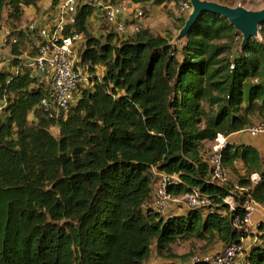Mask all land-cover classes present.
Listing matches in <instances>:
<instances>
[{"label": "trees", "instance_id": "trees-1", "mask_svg": "<svg viewBox=\"0 0 264 264\" xmlns=\"http://www.w3.org/2000/svg\"><path fill=\"white\" fill-rule=\"evenodd\" d=\"M48 1L0 0V29L7 21L18 40L9 70L0 71V264H147L153 244L162 264H190L174 244L240 245L247 237L234 219L244 210L238 201L231 212L224 199L257 172L252 195L264 204V160L251 145L228 144L223 163L235 180L220 185L206 147L256 120L264 124V25L262 39L244 50H234L239 33L230 22L211 13L180 44L143 23L125 40L100 38L89 28L94 10L82 8L75 28L84 37L78 56L89 87L55 119L41 106L48 85L20 60L32 51L31 33L19 26L25 8ZM106 1H128L147 17L148 4L188 0ZM157 172L179 176L175 197L197 190L212 205L180 204L183 215L163 218L152 208ZM245 253V264H264V234Z\"/></svg>", "mask_w": 264, "mask_h": 264}, {"label": "built area", "instance_id": "built-area-1", "mask_svg": "<svg viewBox=\"0 0 264 264\" xmlns=\"http://www.w3.org/2000/svg\"><path fill=\"white\" fill-rule=\"evenodd\" d=\"M238 7H241V0ZM47 8L40 19L33 20L27 27L26 33H31V50L20 57L23 65L29 69L30 77L40 85H48L50 96L42 102V108L51 118L61 119L76 102L79 88L88 83L91 75L83 70L79 64V47L83 44V34L76 31L80 9L94 10L100 14L104 23L115 30L120 39L125 40L142 29L145 11L141 7L131 5H113L106 0H49ZM128 7L131 15L128 22L119 20L122 11ZM193 11L190 0L180 4L178 13L190 15ZM241 36L235 38V48L242 44ZM18 40L12 36L11 29H0V71L8 70L15 59L12 56V46ZM34 52V55H30ZM234 69V65L231 67ZM15 71V70H14ZM16 69V73H17ZM243 132V131H242ZM252 137L264 134V124H258L244 130ZM230 144L227 137L219 135L212 151L206 155V161L211 165L213 180L220 185L228 184L231 176L224 167L222 150ZM235 145V144H231ZM152 208L163 218L168 219L175 215L173 209L182 204L187 209H206L212 205V200L199 191H192L181 197H175L171 188L180 184L177 175L157 172ZM251 185L234 186L231 194L224 199V203L231 212L236 210L238 201L244 210L242 216L234 219V226L240 230L246 239L240 245L234 244L224 248L219 253H205L189 258L190 264H235L244 251V243L249 240L258 242L264 228V204L256 201L252 195L253 187L261 181L259 173L250 176ZM244 193L246 195H244ZM243 196V199H242Z\"/></svg>", "mask_w": 264, "mask_h": 264}, {"label": "rangeland", "instance_id": "rangeland-1", "mask_svg": "<svg viewBox=\"0 0 264 264\" xmlns=\"http://www.w3.org/2000/svg\"><path fill=\"white\" fill-rule=\"evenodd\" d=\"M208 1L217 2L222 5L226 4L227 6H230V7H238V3H239L238 1H235V0H208ZM241 4H242L241 7H244L251 11H261L264 9V0H241ZM46 7H47V4L46 5L43 4V6H41L38 9L39 16H41L43 12H45ZM178 10H179V6H176L175 4L168 5L166 7L164 6L159 7L157 13L153 17L155 20L154 26H152V29L150 28L149 29L155 35L164 36L168 38L172 36L174 37V39H176L179 36L180 31L184 28L183 27L181 29L184 19L187 20L189 17V15L187 16V14H183V13L179 14ZM7 13L8 12L5 11L4 13L5 18L7 16ZM148 18H150L149 15L143 20V22H146ZM3 26L6 28H9V23L7 21H3ZM89 28L91 29V32L93 33V35L95 36L101 35L100 38L101 37L104 38L108 36L109 34H115V30L112 27L106 25L105 23H99L98 25L90 23ZM260 30H261V27H260ZM239 36L242 37L240 33H239ZM257 39L261 40L262 39L261 35ZM81 48H82V45L79 47V50H81ZM234 50H236L235 47H234ZM99 71L100 70H98V72ZM81 87L87 88L89 87V84H86L85 82ZM78 96H79V92L76 95V100L78 99ZM261 122H262L261 120H256L255 125L261 124ZM52 133L55 136H58V130L53 129ZM212 147H213L212 144L206 147L207 154H209L212 151ZM230 176L231 178H233V180H235V177L233 174L230 173ZM176 211H179V207H177ZM173 250L176 254H179L182 256L188 255L189 258H191L192 256L198 255V254H205V253H211V252L219 253L222 250H224V246L220 242H216V244H213L212 246L207 247L206 243L203 241L191 240V241H180L174 244ZM162 262L163 260L160 257V255L157 253L155 244H153L151 257L148 260L147 264H162Z\"/></svg>", "mask_w": 264, "mask_h": 264}, {"label": "water", "instance_id": "water-1", "mask_svg": "<svg viewBox=\"0 0 264 264\" xmlns=\"http://www.w3.org/2000/svg\"><path fill=\"white\" fill-rule=\"evenodd\" d=\"M190 2L193 11L179 36L174 40L175 44L181 43L188 37L192 28L204 13L219 15L228 20L243 37L242 50L249 45L252 39H257L260 36V27L264 25V9L251 11L244 7H230L207 0H190Z\"/></svg>", "mask_w": 264, "mask_h": 264}, {"label": "crops", "instance_id": "crops-1", "mask_svg": "<svg viewBox=\"0 0 264 264\" xmlns=\"http://www.w3.org/2000/svg\"><path fill=\"white\" fill-rule=\"evenodd\" d=\"M128 3L129 2L126 1V2H124V5L127 6V5H129ZM41 6H43V4L39 5V7H41ZM146 7H147L148 11L150 12V14H149L150 18H148V20H146V22H143V25H144V28L152 29V26H154V21H155L153 17L157 13L159 7H153L150 4H148ZM130 15H131L130 9L128 7L125 8V6H124L122 14L119 17V20L121 22H128V18ZM41 17H42V15L39 16L38 10L36 8H34V7L25 8V15H24L23 20L19 26L21 28H25L33 20L40 19ZM89 23L98 25L99 23H104V21H103L102 16L100 14H94V16H92L89 19ZM97 36H101V35H97ZM227 140L230 144H235V145L245 144V145H251V146L255 147L259 151L261 157L264 160V134L255 138V137L250 136V134H248L247 132L243 131V132H238V133L232 134L231 136L227 137ZM177 207L178 206H176L173 209V212L176 215H183L184 209L179 208V211H176ZM252 244H255V243L253 241L251 242L249 240H247L244 243V253L240 256V258L238 259L236 264H245V258H246L245 251L249 250L252 247Z\"/></svg>", "mask_w": 264, "mask_h": 264}]
</instances>
